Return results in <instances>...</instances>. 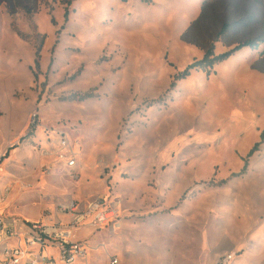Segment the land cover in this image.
Returning <instances> with one entry per match:
<instances>
[{
	"label": "rangeland",
	"instance_id": "obj_1",
	"mask_svg": "<svg viewBox=\"0 0 264 264\" xmlns=\"http://www.w3.org/2000/svg\"><path fill=\"white\" fill-rule=\"evenodd\" d=\"M65 1L36 0L31 14L14 12L19 18H13L11 30L35 50L43 45L42 61L49 42L46 33L55 24L57 37L69 41L64 54L75 60L72 69L51 64L41 74L38 64H33L28 70L27 99L39 92L47 100L54 97L70 104L82 95L75 90L87 88L85 110L105 113L100 124L88 125L107 134L114 128L116 154L125 149L133 156L148 152L151 162L198 174L197 182L169 209L154 210L153 214L164 215L163 227L170 213V232L155 234V242L139 250L146 257L144 264L168 253L171 264L174 258H181V264H219L218 256L228 251L235 257L227 264H264V139L260 137L264 132V0H71L67 20ZM224 23L227 27L220 33ZM245 41L255 47L235 51L214 64L209 75L191 69L184 78L177 77L210 46L218 54ZM52 79L53 88L47 89ZM78 122L86 124L82 119ZM34 136L27 127L23 138L12 142L18 144L8 151L7 159L15 151L14 162H7L4 174L27 167L24 149L34 151ZM69 138L85 137L70 133ZM162 156L165 159L160 160ZM3 163L5 158L0 169ZM5 187L11 189L4 199L8 210L39 216L33 197L18 194L12 181ZM84 227L78 233L90 246L87 264H109L112 256L119 258L111 239L118 232L99 229L102 238L93 244L97 229ZM134 252L127 250L128 260Z\"/></svg>",
	"mask_w": 264,
	"mask_h": 264
},
{
	"label": "crops",
	"instance_id": "obj_2",
	"mask_svg": "<svg viewBox=\"0 0 264 264\" xmlns=\"http://www.w3.org/2000/svg\"><path fill=\"white\" fill-rule=\"evenodd\" d=\"M13 18H19L17 13H8L4 5H0V162L5 158L6 163L2 164L0 169V204L4 201L5 185L14 182L17 186L18 194L33 197V202L39 206L38 217H27L16 210H8L7 202L0 205V217L5 221V226L16 229L20 225L36 221L43 217L47 211L60 202L78 200L85 202L96 196H120L122 198V220L118 230L112 231L109 227L107 234L117 233L114 239L117 251V264H144L146 257H141L139 250L153 244L154 235L162 234L163 231L170 232V213L167 215V225L162 226L164 215L153 214L155 209L159 212L165 206L170 208V203L178 200L185 190L197 182L198 174L196 172L187 173L186 169L165 167L162 163L151 162L148 152L146 155H132L129 150L116 154L114 145V128L111 133H104L99 128H91L89 123L100 124L103 121L101 110L94 108L92 111H86L82 101L88 98H78L70 104L58 101L56 98L49 100L37 92L30 94L27 99V88L29 83L28 70H31L35 59V48L26 40L19 37L11 30L10 25ZM58 24L52 26L48 36L47 55L42 61V48L39 52L38 71L46 72L49 65L56 68L66 65L73 68L75 60L71 54H64V46L69 45V41L64 42L57 37ZM35 65V64H34ZM69 70V69H68ZM53 79L46 85L51 89ZM87 88L75 90L77 94H83ZM18 91V97L14 93ZM22 94V95H21ZM34 107L33 110L31 108ZM31 110L29 113L28 111ZM36 111L38 117V127L34 130V144L32 153L29 149H24L27 167L22 170L16 169L6 175L3 172L7 162H14V154L9 150L16 148L15 139H19L28 127L29 114ZM86 118L87 120H84ZM82 119L86 124H80ZM65 121L62 125L69 130L66 131L61 126L60 121ZM75 124V125H73ZM42 126H56L66 132L77 133L84 136V140L77 138L78 146L76 148L75 166L66 168L61 163H55L52 157L44 156L40 153L38 145L43 144L44 140L40 133ZM71 127H75L72 132ZM86 134V135H85ZM75 139V138H70ZM162 153L167 154L163 151ZM23 153L20 156H24ZM133 156V157H132ZM131 157V161H127ZM23 158V157H22ZM165 159L164 156L160 160ZM43 166L50 169L42 173ZM111 169L106 173V168ZM180 166V165H178ZM59 170H62L60 174ZM106 170V171H105ZM67 177H66V175ZM127 174V176H125ZM72 175H76L75 178ZM24 188H21L20 183ZM34 186L36 191H27V186ZM23 190V191H22ZM25 190V191H24ZM160 226H157L159 224ZM85 228V227H84ZM81 230V229H80ZM79 230V231H80ZM95 233L93 229H91ZM98 242L102 238V231H98ZM79 231L77 235L79 237ZM2 235H0L1 238ZM108 236V235H107ZM86 240L85 238H80ZM87 241V240H86ZM133 250L130 260L126 255L127 250ZM90 255V252H89ZM89 259V256H88ZM141 259L143 262H141ZM110 260V259H109ZM171 256L157 258L152 257V264H171ZM181 258H174V264H181ZM88 263V261H87Z\"/></svg>",
	"mask_w": 264,
	"mask_h": 264
},
{
	"label": "built area",
	"instance_id": "obj_3",
	"mask_svg": "<svg viewBox=\"0 0 264 264\" xmlns=\"http://www.w3.org/2000/svg\"><path fill=\"white\" fill-rule=\"evenodd\" d=\"M28 127L34 131L38 127L36 111L28 118ZM45 148L38 145L40 153L52 157L55 163L66 168L75 166L78 141L70 139L66 132L56 126H42ZM56 141V144L53 142ZM50 168L43 166L42 173ZM73 178L76 175H72ZM9 191L4 188V195ZM122 220V198L120 196H96L85 202L71 200L56 204L43 217L20 225L16 229L5 226L0 217V264H87L90 246L79 239V228L89 226L95 229L109 227L119 229ZM235 257L228 251L218 256L219 264H227ZM112 256L109 264H117Z\"/></svg>",
	"mask_w": 264,
	"mask_h": 264
},
{
	"label": "trees",
	"instance_id": "obj_4",
	"mask_svg": "<svg viewBox=\"0 0 264 264\" xmlns=\"http://www.w3.org/2000/svg\"><path fill=\"white\" fill-rule=\"evenodd\" d=\"M71 0H67L65 1V10H64V19L67 20V16H68V9H67V5L70 3ZM143 2H148L149 0H141ZM0 2L5 3V7L8 11V13L13 14L14 12L18 11V10H23L26 14H31L32 12H34L36 10V5L35 2L36 0H0ZM227 25L224 23L221 27L220 33H223L226 29ZM244 46H249L250 48H254V44L253 42L250 41H245L242 43H237L236 45H234L232 48L220 52L218 54H215L213 52V48L212 46H210L203 54L202 58L194 60L193 62H191L190 64H188L179 74H178V78H184L186 75L189 74V71L191 69H199L204 71L207 75L210 74L211 69L213 67L214 64H217L223 60H225L226 58H228L230 55H232L235 51L241 49ZM39 52L40 49H36L35 51V59H34V64L37 66L38 64V58H39ZM90 96V93H84L82 94L79 98H86ZM261 141L264 139V132L261 133ZM23 137H21L20 139H22ZM256 142L254 143V145L250 148L249 152L247 153V156H250L254 150L257 149L258 145L260 144V142ZM5 156V155H4ZM3 157V156H2ZM245 169V164L243 165L241 171H243Z\"/></svg>",
	"mask_w": 264,
	"mask_h": 264
}]
</instances>
